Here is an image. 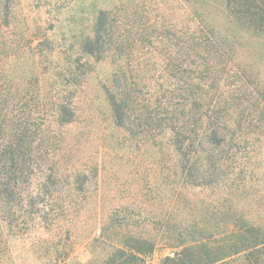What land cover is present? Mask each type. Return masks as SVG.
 Segmentation results:
<instances>
[{"label":"trees","instance_id":"obj_1","mask_svg":"<svg viewBox=\"0 0 264 264\" xmlns=\"http://www.w3.org/2000/svg\"><path fill=\"white\" fill-rule=\"evenodd\" d=\"M66 1L31 4L57 13ZM215 1L224 30L202 12L206 0H184L199 6L187 32L137 9L98 8L73 61L58 69L47 63L56 55L49 29L30 25L20 0H0V254L38 231L69 242L73 227L92 220L86 246L105 252L97 264H145L160 243L177 251L161 264H264V218L231 206L253 196L250 180L264 173V0ZM105 62L106 125L95 136L80 94L92 63ZM82 138L95 144L89 155ZM108 158L153 167L152 179L142 171L148 194L170 213L146 216L152 228L140 232L120 224V207L104 213L89 192ZM196 191H209L210 202L180 217ZM94 203L98 213L87 210Z\"/></svg>","mask_w":264,"mask_h":264},{"label":"rangeland","instance_id":"obj_2","mask_svg":"<svg viewBox=\"0 0 264 264\" xmlns=\"http://www.w3.org/2000/svg\"><path fill=\"white\" fill-rule=\"evenodd\" d=\"M203 2V0H201ZM201 2V3H202ZM209 6H204L202 12L205 11L213 19L216 26L224 30L226 27L225 17L218 15L213 10L215 0H206ZM200 3V4H201ZM197 6L189 5L184 0H81L73 2L67 0L58 6V11L51 12L48 7L32 5L31 0H20V13H22L30 25L37 22V25H44L49 29L48 35L54 42L56 55L49 56L48 64L50 67L63 69L66 65L73 61V53H76V48L73 49V43L76 42L77 37L83 34H89L92 31L93 20L95 12L98 8H125L128 13L131 9H137L144 15L152 19H157L160 22L164 21L167 26L174 28L176 31H194L197 29V18L192 13ZM39 8V10H38ZM199 10V9H198ZM34 21V22H33ZM94 72L85 79L82 86V94H80V103L82 115L84 111H89V114L96 118L92 126L91 132L98 136V130L103 129L106 125L102 122L100 110L104 107V98L100 89L102 81L106 80L111 74V67L109 63L97 64ZM264 78V70H262ZM50 81H46V86L50 85ZM83 119V117H82ZM104 125V127H103ZM80 130L85 129L80 125ZM79 131L72 130L71 138ZM84 140V138H82ZM82 142L84 147V155H89L94 149L95 144L92 141ZM257 163H261V173L264 172V144L259 151ZM122 164L115 163L108 158L104 161V169L100 176V184L89 192V195L95 198H103L104 205L102 211L107 213L115 207H120V214L118 221L122 225L132 226L131 231H138L152 228V223L146 222V216L155 220L160 215L164 216L171 211L169 202L158 204L151 194H148L147 188L152 186L151 181L145 178L142 174L144 169L149 170V178L152 179L150 170L153 167H146L144 164ZM157 179V178H156ZM167 184V183H164ZM253 196L232 197L231 206L238 208L251 217L261 215L264 218V204L258 205L257 199L264 200V173L257 175L250 180V185ZM98 188V189H96ZM255 192L258 194H255ZM194 195L189 196L190 200L180 206V217L185 215H194L198 209H205L206 203H209V191L204 193L194 192ZM217 204V203H216ZM100 205L87 206V210H96ZM86 211V210H85ZM145 223V225L143 224ZM95 222L87 220L80 223V228L77 230L73 227L72 240L66 242V237L62 239L55 237L50 232L38 231L25 237L19 241L12 242L5 254H0V264H97L99 259L105 253L102 246L87 247L86 243L90 237L88 232L96 229ZM89 235V236H88ZM176 249L168 248L164 244H157L154 252L147 258L145 264H161L162 260L169 256L175 257ZM233 261V260H232ZM231 264H238L233 261Z\"/></svg>","mask_w":264,"mask_h":264}]
</instances>
